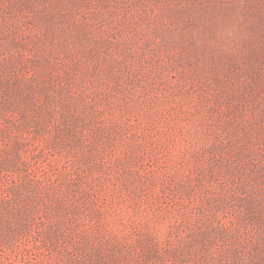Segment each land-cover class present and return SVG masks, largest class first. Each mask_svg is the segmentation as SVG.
<instances>
[{"label":"rangeland","instance_id":"rangeland-1","mask_svg":"<svg viewBox=\"0 0 264 264\" xmlns=\"http://www.w3.org/2000/svg\"><path fill=\"white\" fill-rule=\"evenodd\" d=\"M0 264H264V0H0Z\"/></svg>","mask_w":264,"mask_h":264}]
</instances>
